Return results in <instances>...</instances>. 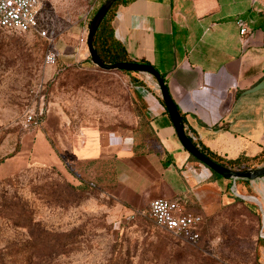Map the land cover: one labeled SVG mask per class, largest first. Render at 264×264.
I'll return each instance as SVG.
<instances>
[{"label": "rangeland", "instance_id": "374dc122", "mask_svg": "<svg viewBox=\"0 0 264 264\" xmlns=\"http://www.w3.org/2000/svg\"><path fill=\"white\" fill-rule=\"evenodd\" d=\"M104 1L43 0L38 30L0 28V166L23 161L0 178V264H264L258 198L224 200L192 241L109 193L114 162L103 144L122 136L145 146L153 134L141 74L91 61L89 25ZM41 105L43 125L24 131L26 110ZM40 135L61 166L34 158ZM93 144L98 151L87 155Z\"/></svg>", "mask_w": 264, "mask_h": 264}, {"label": "crops", "instance_id": "0c3cea01", "mask_svg": "<svg viewBox=\"0 0 264 264\" xmlns=\"http://www.w3.org/2000/svg\"><path fill=\"white\" fill-rule=\"evenodd\" d=\"M261 10L260 0H135L120 6L115 17L116 37L130 57L164 76L186 132L215 159L254 158L264 152ZM239 18L246 20V35L240 33ZM137 74L144 82L138 93L153 138L145 146L122 136L103 144L101 151L114 162L109 193L128 211L149 210L152 200L170 198L179 201L184 213L203 217L229 197L249 196L262 202L264 212V179L225 178L193 160L156 80ZM97 151L93 144L85 153ZM34 158L61 166L41 135ZM22 165L20 158H10L0 166V178Z\"/></svg>", "mask_w": 264, "mask_h": 264}, {"label": "built area", "instance_id": "2783aa9c", "mask_svg": "<svg viewBox=\"0 0 264 264\" xmlns=\"http://www.w3.org/2000/svg\"><path fill=\"white\" fill-rule=\"evenodd\" d=\"M42 1L0 0V28L19 31L38 30V9ZM238 25L240 33L246 35L248 33L246 20L239 18ZM56 60V54L48 55L49 63L54 64ZM44 116L45 110L42 105L27 109L22 121L23 130L26 132L36 131L43 125ZM149 211L159 227L192 241L199 239V228L203 217L184 213L177 199L156 198L150 203Z\"/></svg>", "mask_w": 264, "mask_h": 264}, {"label": "water", "instance_id": "95a60500", "mask_svg": "<svg viewBox=\"0 0 264 264\" xmlns=\"http://www.w3.org/2000/svg\"><path fill=\"white\" fill-rule=\"evenodd\" d=\"M116 1L117 0H105L90 22L87 35V48L93 64L105 71L121 70L134 73H143L152 76L158 84L162 100L172 120L177 136L182 146L190 153L191 156H193L197 161L209 167L216 174L225 178L233 180L264 179V164L242 170L232 169L208 156L193 142V140L186 132L185 122L183 120L182 114L178 109L176 103L174 102L162 74L153 65L138 61H120L115 63H107L99 56L95 48V39L102 22L104 21Z\"/></svg>", "mask_w": 264, "mask_h": 264}, {"label": "trees", "instance_id": "16d2710c", "mask_svg": "<svg viewBox=\"0 0 264 264\" xmlns=\"http://www.w3.org/2000/svg\"><path fill=\"white\" fill-rule=\"evenodd\" d=\"M133 1L135 0H117L98 30V33L95 39V48L99 56L107 63H115V62H120V61H134L130 57L125 44L116 37L115 25H114L115 17H116L119 7L122 5H128L132 3ZM124 72L129 73V74L138 75L137 73L130 72V71H124ZM137 82L139 85L144 84V82L138 77H137ZM182 117L184 120L183 114H182ZM190 138L192 139V137ZM193 142L204 153H206L211 158L215 159L211 153H209L204 147L200 146L195 140H193ZM191 158L193 160H196L193 156H191ZM215 160L232 169L242 170V169L252 168V167H256L258 165L263 164L264 163V152L259 156H255L254 158H237V159H232V160L215 159ZM233 197H236V199L242 200L241 198L237 196H233ZM259 244L264 246V238L259 239Z\"/></svg>", "mask_w": 264, "mask_h": 264}]
</instances>
